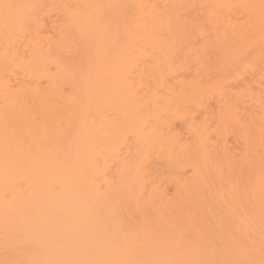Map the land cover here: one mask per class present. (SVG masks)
Segmentation results:
<instances>
[{"label":"bare ground","instance_id":"obj_1","mask_svg":"<svg viewBox=\"0 0 264 264\" xmlns=\"http://www.w3.org/2000/svg\"><path fill=\"white\" fill-rule=\"evenodd\" d=\"M0 264H264V0H0Z\"/></svg>","mask_w":264,"mask_h":264},{"label":"snow or ice","instance_id":"obj_2","mask_svg":"<svg viewBox=\"0 0 264 264\" xmlns=\"http://www.w3.org/2000/svg\"><path fill=\"white\" fill-rule=\"evenodd\" d=\"M3 7L7 10L9 8L15 7L14 5L5 4Z\"/></svg>","mask_w":264,"mask_h":264}]
</instances>
